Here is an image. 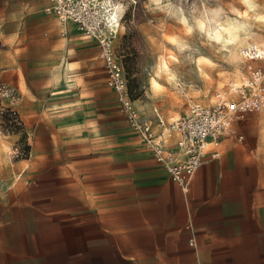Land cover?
Here are the masks:
<instances>
[{
    "label": "crops",
    "instance_id": "crops-1",
    "mask_svg": "<svg viewBox=\"0 0 264 264\" xmlns=\"http://www.w3.org/2000/svg\"><path fill=\"white\" fill-rule=\"evenodd\" d=\"M51 4L0 0V25L18 26L17 31L5 30L4 40L35 42L19 53L33 58V68L47 82V95L32 92L24 101L16 84L0 78L20 92V114L24 102L31 115L73 126L80 117L89 119L86 113L92 114L93 105L98 109L102 94H113L115 100L116 95L104 66L101 84L92 68L99 57L97 44H85L89 40L78 32L63 37L62 51L46 43L41 21L53 18ZM29 15L40 17L28 24ZM27 25L33 27L30 35L21 29ZM63 60L75 67V74H67ZM63 68L65 76L57 72ZM79 78L83 84L66 86ZM83 92L90 96L84 101L92 110L68 108ZM119 112L128 124L120 107ZM229 127L220 137L218 155L209 154L201 163L187 192L140 136L131 143L129 136L116 139L112 129L105 137L92 133L88 143L74 148L55 145L53 157L36 151L23 167L25 182L49 186L42 188V199L59 203L47 209L0 208V264H264V101L259 110L232 116ZM175 138L173 134L170 140ZM13 244H32L45 261L20 256Z\"/></svg>",
    "mask_w": 264,
    "mask_h": 264
},
{
    "label": "rangeland",
    "instance_id": "rangeland-1",
    "mask_svg": "<svg viewBox=\"0 0 264 264\" xmlns=\"http://www.w3.org/2000/svg\"><path fill=\"white\" fill-rule=\"evenodd\" d=\"M110 1L120 18L115 52L123 63L134 105L152 122H156L157 114L168 122L185 114L193 101L209 104L220 97L235 96L231 91L232 83L240 84L248 76L247 61L241 57L240 49L249 43L264 45V0H103L105 9L112 7ZM49 11H52L53 18L41 21V35L47 38L50 48L62 51L63 37L70 32H78L84 40H89L85 44L96 46V41L84 36L70 20L65 22L56 11ZM37 17L40 15L34 18L29 15L27 23ZM233 18L240 24L236 29L231 28ZM12 27L18 30V26L0 25L1 78L16 84L24 101L33 96L32 92L44 97L48 93L46 88L43 89L47 83L45 78L33 68L32 57L19 53L20 48L36 46L35 42L25 38L21 41L4 40V31ZM32 28L29 25L21 27L28 35L33 33ZM216 29L222 38L214 36ZM66 56L72 59L76 55ZM162 58L167 60V69H160ZM63 61L68 64L67 74H75V67L67 60ZM102 67L103 60L97 57L92 68L98 72L100 84ZM57 72L65 76L64 68ZM151 77H156L159 85H151ZM67 83L66 86L74 88L83 84V79ZM84 89L89 90L88 87ZM102 95L104 97H100L96 104L98 109L93 105L92 114L86 113L89 119L80 117V121L75 120L78 124L73 126L31 115L22 103L21 129L10 134L0 133V208L47 209L59 203L58 200L42 199V188L49 186L25 182L23 167L38 155L36 151L40 156L53 157L51 150L55 145L74 148L76 144L88 143L85 139L92 133L105 137L112 129L116 139L129 136L131 143L137 142L139 135L120 114L114 95ZM76 96L72 99L73 106L68 108L77 107L82 113L92 110L84 101L90 97L88 93ZM29 190L39 192L32 194ZM36 197L39 200H35ZM72 201L68 200V203ZM13 245V250L20 256H36L41 263L45 261L43 252L37 253L32 244Z\"/></svg>",
    "mask_w": 264,
    "mask_h": 264
},
{
    "label": "built area",
    "instance_id": "built-area-1",
    "mask_svg": "<svg viewBox=\"0 0 264 264\" xmlns=\"http://www.w3.org/2000/svg\"><path fill=\"white\" fill-rule=\"evenodd\" d=\"M51 2L49 10L56 11L62 20H71L78 30L96 41L106 82L114 90L121 112L184 192L188 191L193 174L208 155H218L220 137L228 132L231 117L261 108L264 101V45L249 43L240 49L241 57L247 61L248 76L232 86L235 96L220 97L209 104L193 101L185 114L170 122L159 114L156 122H152L134 105L123 63L115 52L114 42L120 24L116 11L105 9L103 0ZM20 99L18 89L0 78V133L10 134L21 129L23 119L17 108ZM173 134L176 138L171 141Z\"/></svg>",
    "mask_w": 264,
    "mask_h": 264
},
{
    "label": "bare ground",
    "instance_id": "bare-ground-1",
    "mask_svg": "<svg viewBox=\"0 0 264 264\" xmlns=\"http://www.w3.org/2000/svg\"><path fill=\"white\" fill-rule=\"evenodd\" d=\"M110 5L112 6V7H110V12H112V11H114V6L115 5H113L112 4V2L110 1ZM106 7H107V5H106ZM107 9H109V8H107ZM69 20V19H68ZM233 21H234V18H233ZM229 23V22H228ZM240 26V24L238 23V21L237 20H235L234 21V23L232 22V26H231V28L233 27V28H238ZM220 27V26H219ZM223 28V27H222ZM226 28V27H225ZM224 28V29H225ZM215 32H214V36L216 37V38H222V35H221V33H220V31L219 30H214ZM229 32V31H228ZM160 69H167V60L165 59V58H162V61H161V65H160ZM155 85V86H157V85H159V82L157 81V79H156V77H151V85Z\"/></svg>",
    "mask_w": 264,
    "mask_h": 264
}]
</instances>
